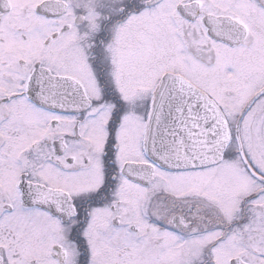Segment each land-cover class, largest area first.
<instances>
[{"label":"snow or ice","instance_id":"obj_1","mask_svg":"<svg viewBox=\"0 0 264 264\" xmlns=\"http://www.w3.org/2000/svg\"><path fill=\"white\" fill-rule=\"evenodd\" d=\"M0 264H264V0H0Z\"/></svg>","mask_w":264,"mask_h":264}]
</instances>
